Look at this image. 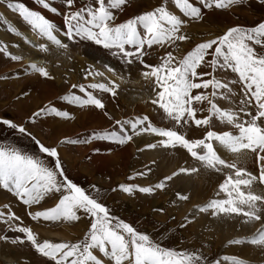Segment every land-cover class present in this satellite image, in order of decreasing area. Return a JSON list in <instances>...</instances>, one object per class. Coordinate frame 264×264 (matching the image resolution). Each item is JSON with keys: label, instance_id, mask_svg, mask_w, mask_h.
I'll list each match as a JSON object with an SVG mask.
<instances>
[{"label": "snow or ice", "instance_id": "6c2138e0", "mask_svg": "<svg viewBox=\"0 0 264 264\" xmlns=\"http://www.w3.org/2000/svg\"><path fill=\"white\" fill-rule=\"evenodd\" d=\"M5 2L7 8L17 13L45 41L37 45L41 51H48L47 42L60 49H67L68 44L63 42V37L70 43L91 42L102 46L123 64L131 65L133 60L141 63L148 69L143 75L152 80L154 85L155 99L151 103L158 106L164 114L162 118L170 122H183L184 117L189 115L193 120L197 119L198 111L195 106L199 104L200 112L210 113L206 119L204 115L199 118L205 124L211 125L213 121L230 124L225 117L234 115L232 97L235 93L229 82L216 75L218 70H230L238 77L235 82L240 84L243 94L240 101L247 99L255 108L254 112L244 113L245 117L251 116L253 119H245L243 126L246 128L251 123L264 133V55H258L254 50V45L264 47V20L251 27L230 26L221 35L196 43L182 57L174 56L173 51H166L155 65L146 64L144 61V57L156 47L179 51L180 42L190 39L189 34L183 31L184 26L189 21L202 19V9H225L239 5L241 0H198L197 4L191 0H171L180 15L170 10V0H162L156 7L120 22L119 14L128 0H63L66 9L63 12L52 6L48 0H34L52 14L62 15L63 26L59 29L42 12L30 9L23 2L0 0V3ZM260 2L264 3V0ZM0 19L4 18L0 16ZM5 22L7 23L6 20ZM7 31L21 35L11 23H8ZM0 51L5 57L9 56L6 47ZM10 58L13 61L20 59L17 55H11ZM28 67L40 77L51 78L43 66L32 63ZM104 68L112 77H117L113 67L105 64ZM202 68H211V72L199 71ZM84 75L102 77L106 82L81 83L78 86L73 84L72 88L78 87L82 95L70 93L62 97V101L73 105L92 106L112 120L113 117L106 111L103 96L97 93L115 96L119 85L106 78L104 72L93 71L92 65H88ZM209 89L211 91H207ZM193 90L204 91L193 94ZM220 100L227 102L228 107L221 105ZM203 105H207V108ZM49 114L69 118L68 111L48 106L34 112L32 122L37 118H46ZM0 125L11 131L15 138L27 139L35 146L30 152L13 143H0V188L26 206L36 205L50 194H59L58 202L53 207L30 213L34 220L42 218L44 221L75 222L82 216L89 218V225L82 239L75 242H51L45 239L41 242L29 227L13 223L19 220L14 213L9 211L5 215L0 211V220L8 226L4 234L0 235V242L13 245L30 244L36 253L47 258V264H106L101 255L110 264H191L193 256L203 259L195 249L189 251L161 247L148 234L112 215L106 204L87 194L84 188L70 178L58 149L51 145L46 146L38 139L28 127V122L0 118ZM230 126L237 131L240 129L239 124ZM164 131V127L154 126L149 117L144 115L135 119H116L113 130L96 131L84 138H68L62 142L74 145L108 141L124 145L133 136L148 133L160 137ZM151 147L154 145H146L147 149ZM118 190L127 194L136 191L150 194L154 192V186L121 183ZM180 227L185 225L182 223ZM9 231L22 235L9 239ZM232 243L228 242L229 245ZM235 243L239 244L240 241ZM221 260H230L231 264H243L241 259L228 256L215 260L214 264H220Z\"/></svg>", "mask_w": 264, "mask_h": 264}, {"label": "rangeland", "instance_id": "374dc122", "mask_svg": "<svg viewBox=\"0 0 264 264\" xmlns=\"http://www.w3.org/2000/svg\"><path fill=\"white\" fill-rule=\"evenodd\" d=\"M12 2H23L30 9H34L37 11L41 10L40 12H43L44 15L45 12L48 14H52L50 11L45 10L42 6L37 5L34 2V0H12ZM48 2H50L51 5L54 6L51 0H48ZM161 2L162 0H156V4L151 5V7H149L148 4L142 3L141 0H128V3L125 6L124 10L119 14L118 22L126 20L134 15H137L144 10H149L151 8H154ZM191 2L197 4L198 0H191ZM133 3L134 5L136 6L138 5V6L134 9L131 15H127V14L125 15V10L128 9L130 5ZM169 6H170V10L180 15L178 10H176L174 6L171 4V0ZM237 7L241 9L240 12L242 13L240 12L238 13L234 11V9ZM64 10L66 9L64 8L63 5V9L61 10V12H63ZM215 11L216 13H218L219 17L216 16V13H214ZM202 12H203L202 19H204L206 14H211L213 12L212 17H210L212 19V24L208 23L205 26L206 30L201 31L202 35L201 33H199V35L193 36L192 39H189V41L180 42L179 51H176L173 48L156 47L153 50H151L150 54L144 57L145 63L149 65H155L159 63L160 58L165 54L166 51H173L174 56H177L178 58L182 57L184 54H186L188 50H191V48L194 47L196 43L205 41L207 39L215 38V36L221 35L227 29L226 28L222 32L221 27L224 26L225 24L231 23L234 20L238 22V24L236 25H241L246 27L257 25L259 22L264 20V3H261L260 0H241V3L239 5H233L225 9H215V8L206 9V10L202 9ZM57 15H59L61 18V24L55 23L59 29L62 28L63 26V17L60 14ZM0 16H2L1 13ZM15 16L16 18L19 19V21L20 20L22 21V19L18 16L17 13H15ZM46 17L50 19V17L48 16ZM202 19L196 21H189V23H187L184 26L183 31H186L188 33V28L190 27V25L192 23L200 24L202 23ZM221 20L223 23H221ZM2 21L3 19H0V25H3ZM4 26L6 27L5 23ZM24 27L29 29L31 33L36 34V32L32 30L31 27L28 26L26 23H24ZM11 34L15 35L14 33ZM37 37L40 41L41 40L40 37L38 35ZM61 38L64 43L68 44V48L60 49L57 47L56 49H52L53 53L55 51L56 54L55 57L56 56L57 57L53 61V65L55 64L54 67L51 68L58 70L59 73L58 78L60 77L59 79L62 81L60 87L58 88L54 100L56 101L55 103H59V102L62 103L63 107H61L59 104H58L59 106L56 104V106H58L57 109L68 111L69 118L56 117L54 114H49L46 118H51V119L54 118L62 121L73 122L75 119L76 111H81L84 108L91 107L92 109L97 111L99 115L102 116V118L105 120V125H103L104 127L87 129V126L86 127L78 126L76 129L77 131L74 130L68 134L69 136L65 135L64 137L59 138L58 135H55L54 132L50 131L46 126H44L40 122V121H44L45 118L43 117L37 118L34 122H32V114L49 105V102L41 104L40 103L41 101L40 102L37 101L38 99H36V97H40V94L42 93L45 94L47 89L53 91L54 88L57 86L55 83L56 81H54V78L53 76H51V74H50L51 78H45V77H40L39 74L37 73V76L39 78V86L38 87L36 86V92L29 95H23L21 97L17 96V98L18 97L20 98V101L15 102L14 92H16L15 91L16 89L11 85L12 84L11 82L14 80H18L19 78L21 79L23 74L27 72L28 66H24V65L20 66L22 63L21 62L22 57L20 55H18L20 57L19 60L13 61L10 58L13 53H9V56L5 57L2 51H0V54L2 56V58L0 57V59L3 60V61L0 60V118H7L22 123L28 122V127L31 128L32 132L37 136V138L41 139L40 137H42L43 138L42 142L46 141V143L44 142L46 146L51 145L56 147L57 149L59 146H63V147L65 146L64 148L67 149L66 152L68 154L72 156L74 155L76 156L75 158L76 163H74L73 166H69V165L67 166L62 161L64 168L67 170L70 178L73 179L79 186L84 188L87 194L96 198L99 202L106 204V206L110 209L112 215H115L120 219H123L125 222L129 223L133 227L144 232L145 234H148L150 236V239L153 242L158 243L161 247L174 249V250H189V251L195 249L199 257H202L203 259L202 260L197 259L195 256H193L191 264H214L215 260L221 259L224 256L237 258L236 255L230 252L229 249L231 247L241 248L243 246H247L252 253L254 252L256 253V251H254V248L258 250L260 249L258 246L264 243V231H263L264 226L262 224H260V226L258 225V222L262 223V220L259 218L260 216H258L257 214V207H256L257 204L255 203L253 204L251 200L252 198L250 197H249L250 198V202H249V199L245 195H243L241 191H239V189H242L243 191L245 190L242 187H240L239 182L236 181L237 176L240 175L239 173L244 175L243 172H246V169H243L244 171L241 170L242 167L232 159H231V163L233 165L227 163L226 160H224L225 158H223L222 155L218 153L216 148L218 142H221L220 139L226 137L223 135L226 133L227 134L232 133V136L234 138L231 137L230 141H235V140L243 141V135L245 132V127L243 126L244 121L245 119L248 120L253 119V117L251 116L245 117L244 115V113L248 111L254 112L255 108L251 106V101L247 99L243 100L242 102L240 101L243 94L241 93L240 84L235 82L238 80L236 74L232 73L230 70H223V71L218 70V72L216 73V75L219 78H221L223 81H227L230 83L233 93H235L234 97H232V101H233L232 110L234 115L231 117H225V119L228 120L230 124H222L219 121H213L211 125L205 124V122L203 120H200L199 118L202 115H204L206 119L207 116L210 115V113H208L207 111L200 112L201 105L199 104L195 106L198 111L197 119L193 120L189 115L184 117L183 122H170L168 119L162 118L164 117L162 110H160L158 106L153 105L152 103H150L151 108L147 113L142 112L140 108L136 106L134 107L132 106V104H130V106H128V108L126 109L125 107L121 108L120 107L121 97L119 96L126 93L127 91L125 89H122L121 87L117 89V94L115 96L106 93H97V95L103 96V102L105 103V105L106 103L109 102L110 107L111 109H113V111L117 113L120 112V116L118 114L117 116L112 114L106 109V111L113 117L112 120H109L106 116H104L101 110L95 109L92 106H79V105H73L72 103L67 101H62L61 98L70 93L76 95H82L79 92V88L77 87L76 89H73L72 85L76 84L78 86L81 83L88 84L94 82L96 76L85 77L83 70L87 69L88 65H92L93 71H99L101 64L100 67H95V64L90 63L89 61H87L82 57L81 50L85 42L70 43L66 40V38L63 37ZM186 42H190V44L187 45L186 48L181 49L182 44ZM40 43H44V41L41 40ZM86 43L104 51L108 58L110 59L113 58L112 60L114 61V63L112 64V67L115 69L117 73H120L122 76H124L122 78L124 81L125 88L127 84L131 82L132 79H134L135 77L134 75L136 74V72L138 74V73H144L145 71L148 70L136 60H133V63L131 65L123 64L119 61L118 58L113 57L108 50L103 49L102 46L94 45L91 42H86ZM4 46H5L4 43H0V49L6 47ZM48 49L51 50L50 48ZM7 50L11 52L9 49ZM254 50L257 52L258 55H264V47H261L260 45H254ZM72 62H74L75 64H73ZM65 63L67 64L65 65ZM12 64L14 65L13 66L14 68L10 66ZM102 68L105 70L104 66H102L101 69ZM199 71L211 72V68H202L199 69ZM16 73H19V75L17 76ZM79 74L81 75L80 78L82 79V80L79 79L80 83L77 80L71 82L72 80L71 78L74 75H79ZM15 77H17L18 79ZM82 77L84 78V80ZM144 78L143 80H141L142 82L148 79L145 76ZM145 81L142 83L144 87V91L146 90ZM147 82H150L148 83L150 84V86L153 84L152 80L148 79ZM40 85L42 86L40 87ZM128 90H130L129 86H128ZM197 91H204V90H193V94H195ZM207 91H211V90L209 89ZM151 97L152 100L155 99L154 92H152ZM33 100L37 101L36 102L37 105ZM144 103H149V102L143 100L142 102H140L139 105L143 104L144 107H147L146 105H144ZM219 103L223 106L225 105L224 107H228L227 102L223 100H220ZM203 107L206 109L207 105H203ZM235 110H237L238 112L236 113ZM144 115H147L149 117L150 121L154 124V126L165 128L164 133L160 137H156L154 135L155 138H157V140L161 138L164 139L165 142V144H162L164 145L163 146L164 153L163 154L161 153V159L163 160L164 158L163 161L165 163L166 161H168V163H171L170 160H172V158H170V155L174 153L175 149L181 150L182 152L185 153V155H187V159L190 167L188 171L191 172L193 171L194 174L198 173L199 176H201L202 173V175L203 176L205 175L206 177V181L204 182V187H206L207 190L204 191L203 194L204 196L202 195L203 197L201 196L202 199L200 200V202L197 203L196 205L193 204L188 211L180 213L178 209L175 208L176 206L190 204V200L192 198V194L190 191L195 190L193 186L196 187L197 184L195 181L193 183L191 182V176L185 173L186 169H180L178 165H175L174 167L172 166L168 167V169L170 168L172 169L170 171L172 175H179L180 173L184 172L185 179L186 180L188 178L190 179L189 185L186 189L180 188L177 182H172L169 179L170 177L168 175H162L160 168L158 166L157 169L152 168L153 170L147 171L146 168L149 166L150 163H145L143 159L140 157V155L132 157L133 160L131 158L128 160H124L120 164V166H117L114 169H108V171H104L102 174H98L97 172H95L94 169L95 163L91 162L87 158L88 155L85 154L86 153L85 150L88 149L89 145L96 141H91L88 143H78L74 145L62 142L68 138L71 139L84 138L88 135L93 134V132L96 131L103 132L107 130H113L116 119H135L138 117H143ZM235 124L240 125L239 131H237L234 127L230 126ZM248 127L251 130L256 129L260 131L258 126H255L251 123L248 125ZM36 132L40 134V137H38L37 135L38 133ZM256 133L258 137L260 138L264 137V133H262L261 131L260 133L258 132ZM129 134L130 135L132 134L131 129H129ZM143 134L151 135L148 133H143ZM151 136H153V134ZM237 136H239L240 138L236 139L235 137ZM134 137L135 136H133V138ZM5 142L13 143L16 146L25 148L30 152L33 151L35 148V146L32 143H30L29 140L23 138H19V139L15 138L11 131H9L6 127L0 125V143H5ZM99 142L109 144V146L113 150L119 149L120 147L128 144V142H126L124 145H117L115 143L108 141H99ZM142 149H144V151L149 150L146 148V146L142 147ZM258 151L257 152L259 154L260 149ZM229 155H233V152L231 151ZM167 156L169 158H167ZM261 156L263 155H260L258 158H255L256 171H261L260 170ZM234 166L237 167L236 170L234 169ZM130 169L133 170L131 171ZM233 169L235 170L236 173H233L234 171ZM238 170L241 171L238 172ZM87 172H90V174ZM140 173H144V175H140ZM193 178L194 177H192V179ZM257 181L260 185L264 186V179L262 181L257 177ZM121 183L135 184L138 186H154V192L150 194H143L140 193L139 191H136L133 194H127L118 190V185ZM190 183H192L191 187H190ZM199 187H200V183H198V188ZM223 187H225L226 189H224ZM0 189L1 191L10 195L11 199L15 201L18 200L16 197H14L6 190L2 188ZM114 189L117 190L114 191ZM217 191H219L220 194L222 193V195H220L219 197H215ZM228 191L230 194H231L230 191L237 192L238 195L243 197V198L240 197L242 201L246 203L249 202L248 206L246 205V203L243 204L241 201L240 203L239 201L237 202H234L233 200L229 201L228 197H226V194L227 196H229ZM167 192H169L168 195ZM223 194H225L224 199L221 197L223 196ZM44 199L45 202L42 199L38 204L30 205V206L24 205L21 201L18 202H20L19 203L20 205L22 206L24 205V207L25 206L27 207L24 210H25V214L29 218L31 215L30 213L32 212L30 208L36 206V209L34 208L35 211H40L53 207L55 201L56 203L58 202L59 194H50L46 196ZM237 204H239L240 206L239 205L237 206ZM227 205L229 206V208ZM239 207H242V209H240L241 211L239 210ZM248 210L250 211L248 212ZM5 211L7 212V210ZM5 215H7V213H5ZM197 216L204 217V219H207L212 223L214 228H221L220 230H229L231 228H234L237 230V232H239L240 229H242L243 231H251V232L243 235L237 234L235 232L236 236L233 235L234 236L233 238H228L226 241L222 243H213L210 241L209 243H207L204 239H200L193 232V228L195 226L194 218ZM39 220H43V219L41 218L38 219L36 222L34 221L33 222L38 225L40 223L38 222ZM17 221L19 222V220ZM56 222L59 223V224L57 223V226H55V228L57 227L56 230H61L63 226L75 228L78 227L79 225L81 227L79 230L80 234L79 236L75 235V237H73L72 239L71 238L64 240L56 239V241L53 240H49V241L75 242L77 239L83 238V235L87 231L89 225V218L82 216V218L79 221H75V222H68L62 220L54 221V223ZM13 223H15V221H13ZM182 223L185 225V227L181 228L180 225ZM7 227H8L7 224H5L2 220H0V235L4 234V230L7 229ZM42 227L44 229H47L51 226L44 225ZM258 229H260L261 232L260 235L258 234V236H256L257 235L256 230ZM13 232L14 231L8 232V235L9 234L12 235V236L9 235V239H11L13 236L16 235H22L20 233L17 232L13 233ZM43 240L45 239H42L41 242ZM236 241H240V243L236 244L235 243ZM228 242H233V243L229 245ZM9 244L12 246L11 247L12 249H14L18 254H20V258L23 264H47V258L43 257L39 253H36L35 250L30 246V244L27 243L23 245L21 244L13 245L12 243ZM101 258L105 259L106 264H110V262L107 261V258H103L102 255ZM262 263L252 261L247 264H262ZM220 264H231V261L221 260Z\"/></svg>", "mask_w": 264, "mask_h": 264}, {"label": "bare ground", "instance_id": "6f19581e", "mask_svg": "<svg viewBox=\"0 0 264 264\" xmlns=\"http://www.w3.org/2000/svg\"><path fill=\"white\" fill-rule=\"evenodd\" d=\"M51 2H53L54 6L57 7L58 9H60V10L63 9V0H51ZM141 2L144 4H148L149 7H151V5L156 4V0H141ZM137 6L134 5V3L131 4L130 7L125 10V15L126 14L131 15ZM39 11H41V10H39ZM234 11L239 13L241 11V9L239 7H237L234 9ZM0 13H1L2 17L4 18L2 21L3 25H0V43H4L6 48L11 51V52H9V51L8 52L13 53L12 55H17V56L20 55L22 57L21 58L22 63L20 66H22V65L28 66L32 63H36L38 66L45 67L48 70V72L51 74V76H53L54 81H56L55 83L57 86L54 88V90L52 91V90L47 89L48 91L46 90L45 94L42 93V94H40V97H36V99H38L37 101H39V102L41 101L40 102L41 104L49 102V105L47 104L48 106H55L56 108L59 105L61 107H63L62 103H60V102L55 103L56 101L54 100L55 96L57 94L58 88L60 87V84L62 82L59 79L60 77L58 78V74H59L58 70L51 68V67H54L55 64L53 65V61L57 57V56L55 57V55H56L55 51L53 53L52 49H56L57 46L52 45L50 42H47V47L50 48L51 50L48 49L49 51H47V52L41 51L37 46L41 40L39 41V39L35 33H31L29 31V29L24 27V23H26V22H22L21 20L19 21V19L16 18L15 13H13V11L11 9L7 8L6 3L5 4L0 3ZM212 13L206 14L204 19H202V23H200V24L192 23L190 25V27L188 28V34H189L190 39H192L193 36L199 35V33H201L202 30H206L205 26L208 23L212 24V19L210 18V17H212ZM214 13H216V11ZM240 13H242V12H240ZM45 15L50 17V19L52 21H54V23H57V24L60 23L61 24V18L59 15L48 14L46 12H45ZM216 16L219 17L218 13H216ZM5 20L7 21V23L5 22ZM4 23H5L6 27H8V23H11L13 27L18 29V31L21 33V35L20 36L12 35L10 32H8L6 30ZM221 23H223L222 20H221ZM236 24H238V22L234 20L231 23L225 24L224 26H222L221 30L223 32L226 28H228L230 26H235ZM212 34H214V33H212ZM201 35H202V33H201ZM201 39H203V38H201ZM42 41H44V40H42ZM44 43H45V41H44ZM189 44H190V42L183 43L181 49L186 48V46ZM81 51H82V57L84 59H86L87 61H89L90 63L95 64V67H100V64H101V67L104 66L105 64L112 67V64L114 63V61L112 60L113 58L112 59L108 58L104 51H102L101 49H99L95 46L87 44L86 42H85ZM0 57L2 58L1 54H0ZM1 61H3V60H1ZM72 63L75 64L74 62H72ZM66 64L67 63H65V65ZM86 64H88V63H86ZM10 66H12V68H14L13 64ZM114 66H115V64H114ZM101 67H100L99 71L104 72V76L106 78L112 79L116 84L119 85V87L127 90L126 93L119 96V97H121V99H120V107L121 108L125 107V109H126V108H128V106H130V104H132V106H134V107L136 106V107L140 108L142 110V112H144V113H147L150 110V108H151L150 103L152 101L151 95L153 92L154 85L152 84L150 86V84H148L150 82H147L148 79L146 81L144 80L146 82L145 83L146 90L144 91V87L142 85V83L144 81L143 82L141 81L144 78L143 73L137 74V72H136V74L134 75L135 76L134 79H132V81L129 82L125 88L124 87V81L122 78L124 76H122L120 73L116 72L117 77H112L111 74H109L106 69L105 70L103 68L101 69ZM77 69H79V68H77ZM28 71H29V73H28ZM20 73H21V70H20ZM80 74L74 75L71 78L72 79L71 82H74L76 80L79 82V79H81ZM15 78H17V77H15ZM83 80H84V78H83ZM130 80H131V78H130ZM58 82H59V84H58ZM94 82L99 83V82H106V81L104 78L96 76V79H94ZM11 83H12L11 85L16 89L15 90L16 92H14L15 93L14 94V97H15L14 101L19 102L20 101L19 97H21L23 95L33 94L36 92V86L37 87L39 86V78L37 76V73L34 72L30 67H28L27 72L23 74L21 79L19 78L18 80H14ZM41 86L42 85H40V87ZM128 86H129L130 90H128ZM17 96H19V97L17 98ZM143 100H145L146 102L147 101L149 102V103H144V105H146L147 107H144L143 104L139 105L140 102H142ZM33 101H35V100H33ZM37 101H35L36 105H37V103H36ZM56 104L57 105L59 104V105L56 106ZM33 105H34V103H33ZM48 106H46V107H48ZM239 108H241V107H239ZM35 109H36V107H35ZM106 109L109 112H111L112 114H114V115L118 114L120 116V112L117 113V112L113 111V109H111L109 102L106 103ZM235 111H236V113L238 112L237 110H235ZM40 122L44 126H46L50 131L54 132L55 135H58L59 138H62L65 135H68L72 131L76 130L78 126L79 127L80 126L81 127L87 126V129H91V128H96V127L101 128V127H104L103 125H105V120L102 118V116H100L99 113L97 111H95L94 109H92L91 107L84 108L81 111H76L75 119L73 122L72 121L71 122L62 121V120L54 119V118L53 119L45 118L44 121H40ZM256 132L260 133L259 130H256V129L251 130V129H249V127L245 128V132L243 135V141H239V140L230 141V138L231 137L234 138V137L232 135L227 134V133L223 134L226 137L220 139L221 142H218L216 148H217L218 153L220 155H222L223 158H225L224 160H226L227 163L232 164L231 163V159H232L233 161H235L238 165H240L242 167L241 170L246 169V172H243L244 175L239 173L240 175L237 176V178H236V181L239 182L240 187H242L246 192L243 191L242 189H239V191H241L243 193V195H245L249 199V202H250V198H252L251 199L252 203L257 204V206L255 205L257 207V214H258V216H260L259 218L262 220V223L258 222V225L260 226V224H262L264 226V186L260 185L257 181V177L262 181L264 179V137L263 138L258 137ZM36 133H38V132H36ZM37 135H38V137H40L39 133ZM40 138L43 141V138L42 137H40ZM165 141H166V139H165ZM44 142L46 143V141H44ZM150 142H152L153 144ZM147 144L154 145V147L148 148L149 150L144 151V149H142V147H145ZM162 144H165L164 139L159 138V140H157V138H155L154 134H153V136L143 134V135H136L131 140V142H128V144H126V145H124V146H122L116 150L111 149V147L107 143H102V142L96 141V142L89 145L88 149L85 150V152H86L85 154L88 155L87 158L91 162L95 163L94 169H95V172H97L98 174H102L104 171H108V169H114L117 166H120V164L124 160H128L130 158L132 159V157L137 156V155L138 156L140 155V157L143 159V161L145 163H150L149 166L146 168L147 171H149V170L151 171V170L157 169L159 167L162 175H168L170 177L169 179L172 182H177L180 188L186 189L188 187L190 179L188 178L186 180L184 175H185V173L189 174L191 176V182L193 183L195 181L197 184H196V187L193 186L195 189V190H193L194 192L188 190L192 194L191 200L189 199L190 204L175 207L178 209V211L180 213H183L185 211H188L193 204L196 205L197 203H199L200 200L202 199V197L204 196L203 195L204 191L207 190L206 187H204V182L206 181V177H205V175L203 176L202 173H201V176H199L198 173L194 174L193 171L192 172L188 171L190 169V167H189L187 155H185V153L182 152L181 150L175 149L174 153L172 155H170V158H172V160H170L171 163H168V161H166V163H165L163 161L164 158H163V160L161 159V153L162 154L164 153V149H163L164 145H162ZM64 147L63 146L58 147V151L60 153L61 159L65 163V165L73 166L74 163H76V160H75L76 156L74 155L75 156L74 157V156L68 154L66 152L67 149H65ZM97 148H100V149H97ZM259 149H260L259 154L263 155V156H261V161H260V170L261 171H256V169H255L256 168V165H255L256 159L255 158H258L260 156L258 154ZM167 150H169V149H167ZM229 151L230 152L232 151L233 155H229V153H230ZM167 158H169V157L167 156ZM179 163H181V164H179ZM175 165H178L180 167V169H186L185 173L182 172L179 175H172L170 173V171L172 169L171 168L168 169V167L169 166L174 167ZM234 169L236 170L237 167L234 166ZM130 170L132 171L133 169H130ZM235 170L233 171V173H236ZM241 170H238V172ZM231 172H232V170H231ZM87 173L90 174V172H87ZM192 177H194V178L192 179ZM192 183H190V187L192 186ZM198 183H200L199 188H198ZM223 188L226 189L225 187H223ZM197 189H199V190H197ZM230 192H231V194L228 191L229 196H227V194H226V197H228L229 201L233 200L234 202L239 201V203H240V201H241L243 204L246 203V202L242 201L241 198H243V197L238 195L237 192H234V191H230ZM168 193L169 192H167V195H168ZM220 195H222V193L220 194L219 191H217V193L215 194V197H219ZM224 195L225 194H223V196H221L223 199H224ZM16 201L18 202L19 200H16ZM16 201L11 199L10 195L1 191V189H0V211L4 212L5 210H7V212L5 211L4 213H8L9 211L14 213L15 216L19 217V222L16 220L15 224L17 223L20 226H26L27 225V227H29L31 230L34 231V233L36 234V236L39 240L47 239V240L56 241V239L57 240H64V239H70V238L72 239L73 237H75V235L79 236V234H80L79 230L81 228L79 225H78V227H75V228L63 226V228L61 230H56L57 227L55 228V226H57L58 222L54 223V221L39 220L38 222H40V223L38 225L35 224L34 222H36L38 219H35V220L32 219L31 215H30V217H29L30 219H29L27 217V215L25 214V210H24L27 207L26 206L24 207V205L23 206L20 205L19 204L20 202L17 203ZM43 201L45 202L44 198H43ZM249 202L246 203L247 206H248ZM55 203H56V201H55ZM55 203H54V205H55ZM238 205L239 204H237V206ZM34 208L36 209V206L33 208H30L32 210L31 213L36 212ZM228 208H229V206H228ZM30 209H29V211H30ZM40 209H42V208H40ZM240 209H242V207H239V210ZM40 211H42V210H40ZM249 211L250 210H248V212ZM27 212H28V210H27ZM244 212H247V211H244ZM30 220H31V222H30ZM194 220H195L194 221L195 226L193 228V232L195 233L196 236H198L200 239H204L207 243H209V241L213 242V243H222V242L226 241L228 238H233L234 237L233 235L236 236L235 232L237 234H240V235L251 232V231H243L242 229H240L239 232H237V230L234 228H231L229 230H220L221 228H214L212 223L210 221H208L207 219H204V217H198L197 216L194 218ZM44 225L45 226H51V227L54 226V227H52L54 229H52L51 227L44 229L42 227ZM263 231H264V228H263ZM260 232H261L260 229L256 230V233H257L256 236H258V234L260 235ZM247 235H245V236H247ZM10 236H12V235H10ZM11 247L12 246L9 243L0 242V264H23L22 260L20 258V254H18ZM258 247L260 248L258 250L256 248H254V251H256V253L255 252L252 253L251 250L247 246H243L241 248L240 247H231L229 250L231 253L236 255L237 258L241 259L244 264L250 263L252 261H254V262L256 261L258 263L263 262L262 264H264V243L262 245H259Z\"/></svg>", "mask_w": 264, "mask_h": 264}]
</instances>
